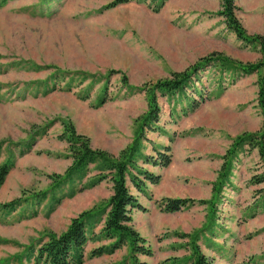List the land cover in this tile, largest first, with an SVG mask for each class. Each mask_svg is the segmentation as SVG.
I'll return each instance as SVG.
<instances>
[{
	"label": "rangeland",
	"instance_id": "rangeland-1",
	"mask_svg": "<svg viewBox=\"0 0 264 264\" xmlns=\"http://www.w3.org/2000/svg\"><path fill=\"white\" fill-rule=\"evenodd\" d=\"M110 0H0V166L11 160L0 186V204L25 198L49 185L46 175H61L71 163L59 135L64 122L90 139L93 148L110 154L132 140L137 118L146 111L143 93L127 94L120 73L107 78V100L98 102L103 77L110 69L124 73L131 84L164 78L198 58L221 52L236 61L256 62L262 54L245 45L216 16L219 0H166L154 10L152 0H131L106 8ZM235 14L245 31L264 38V0H234ZM55 68L97 73L71 89L53 88ZM210 68L202 77L212 97L184 114L159 97L160 131L147 137L157 146L169 144L167 167H146L161 175L148 184L150 197L138 195L145 210H134L132 226L152 249L151 255L130 256L124 245L111 254L91 256L107 240L85 246L82 264H169L188 254L187 238L178 234L199 229L207 205L177 212L159 206L162 197L210 199L222 155L233 138L262 126L258 106V74L226 81L225 88ZM64 86L65 82H58ZM74 85V84H72ZM148 145V144H147ZM148 145V151H150ZM262 171L256 149H241L233 159L227 184L218 193L215 224L197 242L214 264H264V206H254L264 183L249 178ZM55 205L50 198L34 208L0 215V264H31L26 254L47 234H59L71 218L100 205L112 193L111 182L87 184ZM132 192H136L132 189ZM31 209H37L31 215ZM101 224L95 227L97 232ZM180 244H182L180 246ZM175 260V259H174Z\"/></svg>",
	"mask_w": 264,
	"mask_h": 264
},
{
	"label": "trees",
	"instance_id": "trees-1",
	"mask_svg": "<svg viewBox=\"0 0 264 264\" xmlns=\"http://www.w3.org/2000/svg\"><path fill=\"white\" fill-rule=\"evenodd\" d=\"M131 0H110L105 7L111 8L125 4ZM154 10L160 8L166 0H152ZM219 9L216 16L223 18L227 28L232 31L238 40L245 45L256 46L262 54V59L256 62L236 61L221 52H212L198 58L195 62L180 71H171L167 77L147 80L139 85L131 84L128 77L117 69H110L102 75V87L98 94V102L107 100V78L112 73H120V82L125 92L129 94L143 93L146 100V111L136 120V129L130 143L113 155L101 148H93L90 139L78 133L73 124L64 122V129L59 137L65 141L71 163L65 171L59 174L46 175L49 185L44 190L33 191L27 197L12 199L0 204V215L4 217L21 208H34L45 199L50 198V204H58L65 195H72L82 189V181L90 171L95 170L87 184L94 185L100 181L111 182V195L100 205L84 209L71 218L68 226L59 234H47V239L38 243L37 248L26 254L25 260L31 264H82L85 246L92 241L107 240L106 245H100L90 251L91 256L111 254L126 245L130 249V256L134 259L137 255H151L152 249L147 244L145 237L141 236L132 226V213L134 210H145L138 197L139 194L150 197L147 192L148 184L157 185L161 175L149 170L146 165L153 167H167L171 163L172 153L169 144H155L147 137L148 132L160 131L163 128L159 123L161 106L159 97H164L166 102L174 107L180 105L184 114L198 108L203 102L212 97L202 77L212 68L218 75L220 82L224 80L235 81L241 76L258 74V106L262 114V126L256 131H244L236 135L231 144L222 155L223 163L214 182L210 199H194L191 197H162L159 206L165 212H177L194 204L207 205V219L199 229L192 232L178 234L187 238L185 248L188 254L182 258H174L169 264H214L201 250L197 240L204 232L211 231L215 224V205L218 193L227 184L231 172L233 159L241 149H256L261 162L262 171L249 178L251 184L264 183V38L260 35L248 34L235 14L234 0H219ZM51 77H54L53 88L71 89L86 79L89 83L85 91L89 92L94 84L100 81L97 73L90 74L86 71H71L66 68H55ZM58 82H65L60 86ZM222 83V89L225 88ZM74 84V85H72ZM150 151H148V145ZM13 162L8 160L0 166V186L5 180ZM132 189L136 192H132ZM259 200L254 206H264V187L259 190ZM37 209H31L35 215ZM101 224L97 232L95 227ZM204 236V235H203ZM182 244H180L181 246Z\"/></svg>",
	"mask_w": 264,
	"mask_h": 264
}]
</instances>
